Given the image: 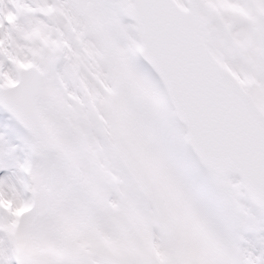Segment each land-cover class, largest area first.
I'll return each instance as SVG.
<instances>
[{
  "label": "snow or ice",
  "instance_id": "1",
  "mask_svg": "<svg viewBox=\"0 0 264 264\" xmlns=\"http://www.w3.org/2000/svg\"><path fill=\"white\" fill-rule=\"evenodd\" d=\"M0 264H264V0H0Z\"/></svg>",
  "mask_w": 264,
  "mask_h": 264
}]
</instances>
